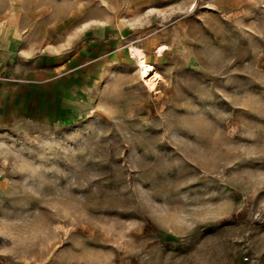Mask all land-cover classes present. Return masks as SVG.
I'll return each mask as SVG.
<instances>
[{"label":"rangeland","instance_id":"obj_1","mask_svg":"<svg viewBox=\"0 0 264 264\" xmlns=\"http://www.w3.org/2000/svg\"><path fill=\"white\" fill-rule=\"evenodd\" d=\"M16 15L44 68L0 117V264H264V0H0Z\"/></svg>","mask_w":264,"mask_h":264},{"label":"crops","instance_id":"obj_2","mask_svg":"<svg viewBox=\"0 0 264 264\" xmlns=\"http://www.w3.org/2000/svg\"><path fill=\"white\" fill-rule=\"evenodd\" d=\"M14 18L6 23L0 20V117L19 116L36 108L33 95L38 92L41 98L42 94L43 61L39 55L33 62L30 51L34 43L26 32V21L18 15Z\"/></svg>","mask_w":264,"mask_h":264},{"label":"bare ground","instance_id":"obj_3","mask_svg":"<svg viewBox=\"0 0 264 264\" xmlns=\"http://www.w3.org/2000/svg\"><path fill=\"white\" fill-rule=\"evenodd\" d=\"M132 56L137 62V68L139 70L141 80L146 85L150 86L152 90H154L157 85L156 81L151 84L152 80L156 75L154 66L152 64L147 63L144 53L138 48H133Z\"/></svg>","mask_w":264,"mask_h":264}]
</instances>
